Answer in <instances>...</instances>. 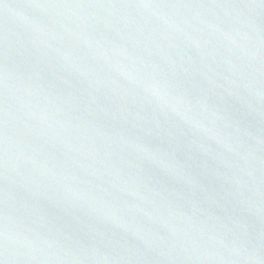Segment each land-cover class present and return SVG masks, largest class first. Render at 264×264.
Instances as JSON below:
<instances>
[{
  "label": "water",
  "instance_id": "water-1",
  "mask_svg": "<svg viewBox=\"0 0 264 264\" xmlns=\"http://www.w3.org/2000/svg\"><path fill=\"white\" fill-rule=\"evenodd\" d=\"M0 264H264V0H0Z\"/></svg>",
  "mask_w": 264,
  "mask_h": 264
}]
</instances>
